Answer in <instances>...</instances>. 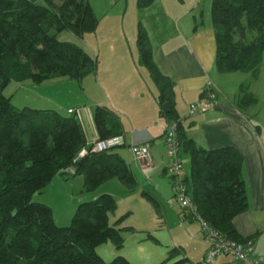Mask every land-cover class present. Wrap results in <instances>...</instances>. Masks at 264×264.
Wrapping results in <instances>:
<instances>
[{"label": "trees", "instance_id": "1", "mask_svg": "<svg viewBox=\"0 0 264 264\" xmlns=\"http://www.w3.org/2000/svg\"><path fill=\"white\" fill-rule=\"evenodd\" d=\"M44 1L46 5L0 0V264H132L120 254L108 263L98 253V248L107 242L116 252L124 247L125 218L111 224L110 217L118 208L111 194L103 193L80 204L71 224L65 227L55 223L49 205L35 200V195L42 193L55 177L83 176L86 191L113 179L132 191L139 186L131 166L118 151L125 145L94 152L96 144L123 133L120 117L113 110L101 106L93 109L96 138L90 141L79 114L20 110L4 94L13 80H32L36 84L51 80L81 82L97 74L98 58L82 46L60 41L56 35L69 31L82 39L96 32L98 19L90 1ZM155 1L138 0V8H147ZM211 16L218 72L252 73L257 77L264 55V0H213ZM137 48L140 65L157 87L161 117L178 126L174 85L155 64L142 23L138 25ZM256 102L242 86L241 108ZM181 128L177 129L181 152L188 153L191 159V174L186 182L198 214L227 239L254 246L258 235L243 239L233 223L248 208L241 153L231 147H199ZM83 150L86 154L79 157ZM144 196L157 203L149 193ZM186 218L195 221L191 216ZM174 252L179 249H173L169 257ZM187 261L185 258L171 264Z\"/></svg>", "mask_w": 264, "mask_h": 264}, {"label": "rangeland", "instance_id": "2", "mask_svg": "<svg viewBox=\"0 0 264 264\" xmlns=\"http://www.w3.org/2000/svg\"><path fill=\"white\" fill-rule=\"evenodd\" d=\"M89 1L98 19L96 32L87 33L82 39L69 31H61L56 35L60 41L82 46L91 56L98 58L97 74L88 75L81 82L63 80L36 84L32 80L23 82L13 80L5 88L4 94L11 98L15 108L51 109L70 115L69 108L75 109L76 106L85 114L91 112V108L94 109L96 105L103 106L98 102L107 100V92L111 93L109 87L118 86L115 78L120 75L115 73L113 61L114 58L118 60L116 55L123 46H126L131 58L136 61L139 74L142 77L145 75L146 82L150 83L151 86L146 84V88L155 90L156 94L157 89L153 86L152 80H149L148 71L139 62L138 0ZM212 1L184 0V4L190 5L193 15L197 17L195 22L198 25L208 21L213 25ZM41 4L46 5L44 0H41ZM218 77L227 78L228 82L221 81V84L225 89L229 85V91L233 90V95L229 93L232 98L241 93L242 86L246 93H251L257 101L251 106L252 110L256 112V117L259 116L264 120V55L257 77L252 73L244 72L219 73ZM119 90L128 95L123 105L126 113L121 114V119L125 123L128 115L131 117L134 115L132 112L135 103L132 97L134 87L128 81L127 85H120ZM254 90L259 91L258 95ZM83 151L80 152L79 157ZM118 151L132 166L139 185L137 190H129L118 179H113L97 189L86 191L83 176L68 179L55 177L42 193L35 195V200L49 205L53 210L55 223L65 227L71 224L80 204L95 200L107 192L114 197L118 205L117 211L110 217L111 224L125 218L122 223V228L125 229L123 234L125 242L123 249L118 252L120 256L125 257L132 264H171L185 258L188 261L184 264H207L209 246L204 241L202 226L198 221H182V216L180 217L182 210L174 199L169 178L160 170L149 173L148 169L137 164L134 153L128 147H118ZM184 164L186 173H189V159L186 156ZM145 192L156 198L158 203L144 196ZM175 248L179 249V252H174L172 257H169V253ZM98 253L108 263L118 255L111 242L100 246ZM254 253L256 258L264 262V233L260 239H257L254 247L252 246V255ZM222 260H227V264H238L232 256L220 257L211 264H220Z\"/></svg>", "mask_w": 264, "mask_h": 264}, {"label": "crops", "instance_id": "3", "mask_svg": "<svg viewBox=\"0 0 264 264\" xmlns=\"http://www.w3.org/2000/svg\"><path fill=\"white\" fill-rule=\"evenodd\" d=\"M29 1L42 5L41 0ZM184 3V0H156L147 8L137 11L138 25L142 23L148 33L153 59L158 69L174 85V108L180 117L179 124L182 127L179 129L181 128L187 138L204 149L218 150L231 147L241 153L248 208L238 215L233 223L243 239H249L256 234L257 239H260L264 233V120L256 117L252 107L241 108L240 93L232 98L230 94L233 95L234 92L229 91V85L227 89L223 87L221 81L227 83L228 80L226 77H218L214 25L209 21L199 22L198 25L195 22L197 17L193 15L190 5ZM116 57L118 60L114 58L113 62L115 73L120 75L115 78L118 86H110L111 93L107 92V100L98 103L103 105L101 107L113 110L120 117L123 132L120 137L126 142L122 147L131 149L133 143H149L152 162L145 169H148L149 173L160 170L166 176L167 157L163 139L170 123L161 117V107L156 100L158 90L155 94V90L146 88V84L151 85L146 82L145 75L142 77L139 74L136 61L131 58L126 46L120 48ZM148 78L152 80L151 77ZM128 81L134 87L132 93L135 100L132 108L134 115L133 117L128 115V120L124 123L121 114L126 113L123 105L128 95L120 91L119 87L122 84L127 85ZM53 82L58 81L51 80L45 83ZM153 84L157 89L154 82ZM209 88L217 92V101L204 107L201 112L192 114L191 106L200 103ZM255 93L258 95L259 91ZM261 95L262 92L260 98ZM91 109L87 114L80 111L78 106L74 110L78 111L88 138L93 141L96 138V130L93 108ZM181 155L183 162L185 156L189 159L190 172L187 175H190V155L183 151ZM135 162L140 164L136 159ZM156 201L158 203L157 199ZM181 216L184 222L192 221L182 213ZM220 264H227V260H222Z\"/></svg>", "mask_w": 264, "mask_h": 264}, {"label": "built area", "instance_id": "4", "mask_svg": "<svg viewBox=\"0 0 264 264\" xmlns=\"http://www.w3.org/2000/svg\"><path fill=\"white\" fill-rule=\"evenodd\" d=\"M218 94L213 88L207 90L205 97L197 105L191 106V113L201 112L204 107L212 102H216ZM69 114H78L76 110H69ZM178 126L176 123L170 124L164 134V145L166 149L167 163L165 167L166 176L169 178L176 203L182 210L184 216H191L195 221L200 222L203 231L204 241L209 246V253L206 259L207 264L215 262L220 257L232 256L238 264H263L254 255H252L251 244H241L230 239L216 230L208 221L203 219L197 212L192 200L189 188L186 182L187 173L181 155L180 142L177 135ZM126 145L122 137L110 139L102 143H98L94 147V152H100L104 149H110L115 146ZM131 150L135 159L143 168L151 165L152 159L150 155L149 143H133ZM86 151L81 153V157ZM186 216V217H187Z\"/></svg>", "mask_w": 264, "mask_h": 264}, {"label": "water", "instance_id": "5", "mask_svg": "<svg viewBox=\"0 0 264 264\" xmlns=\"http://www.w3.org/2000/svg\"><path fill=\"white\" fill-rule=\"evenodd\" d=\"M163 110H164L165 112L168 111V106L165 105V106L163 107ZM179 127H181V124L178 125V128H179ZM69 174H70V175H74V173H73L72 171H69Z\"/></svg>", "mask_w": 264, "mask_h": 264}]
</instances>
